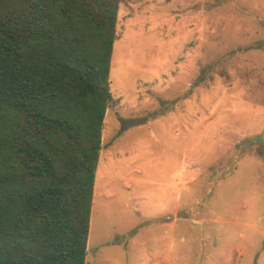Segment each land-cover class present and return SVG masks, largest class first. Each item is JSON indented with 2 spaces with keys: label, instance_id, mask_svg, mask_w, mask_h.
<instances>
[{
  "label": "rangeland",
  "instance_id": "rangeland-1",
  "mask_svg": "<svg viewBox=\"0 0 264 264\" xmlns=\"http://www.w3.org/2000/svg\"><path fill=\"white\" fill-rule=\"evenodd\" d=\"M87 264H264V0H119ZM161 212V213H160Z\"/></svg>",
  "mask_w": 264,
  "mask_h": 264
},
{
  "label": "trees",
  "instance_id": "trees-1",
  "mask_svg": "<svg viewBox=\"0 0 264 264\" xmlns=\"http://www.w3.org/2000/svg\"><path fill=\"white\" fill-rule=\"evenodd\" d=\"M119 0H0V264H86Z\"/></svg>",
  "mask_w": 264,
  "mask_h": 264
},
{
  "label": "crops",
  "instance_id": "crops-1",
  "mask_svg": "<svg viewBox=\"0 0 264 264\" xmlns=\"http://www.w3.org/2000/svg\"><path fill=\"white\" fill-rule=\"evenodd\" d=\"M161 213V212H160ZM152 218H160L162 219L165 223H169L167 226H169V229L166 231L162 232L160 236V240H167L169 243V251L167 250L165 252L158 251L157 254L154 253L152 255V259L149 261L148 264H173L172 261V249L174 247L175 243V237H176V206L174 207L173 214L171 216H161L157 214L155 215H150ZM87 264V263H86Z\"/></svg>",
  "mask_w": 264,
  "mask_h": 264
},
{
  "label": "water",
  "instance_id": "water-1",
  "mask_svg": "<svg viewBox=\"0 0 264 264\" xmlns=\"http://www.w3.org/2000/svg\"><path fill=\"white\" fill-rule=\"evenodd\" d=\"M259 138H260L261 140L264 141V130H263L262 133L259 135Z\"/></svg>",
  "mask_w": 264,
  "mask_h": 264
},
{
  "label": "bare ground",
  "instance_id": "bare-ground-1",
  "mask_svg": "<svg viewBox=\"0 0 264 264\" xmlns=\"http://www.w3.org/2000/svg\"><path fill=\"white\" fill-rule=\"evenodd\" d=\"M94 203V202H93Z\"/></svg>",
  "mask_w": 264,
  "mask_h": 264
}]
</instances>
